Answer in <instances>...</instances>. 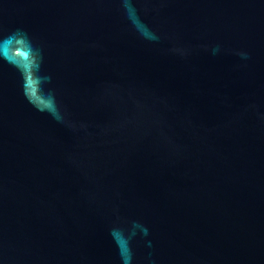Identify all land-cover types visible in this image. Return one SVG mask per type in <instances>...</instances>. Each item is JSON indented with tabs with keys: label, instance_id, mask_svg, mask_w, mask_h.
Listing matches in <instances>:
<instances>
[{
	"label": "water",
	"instance_id": "water-1",
	"mask_svg": "<svg viewBox=\"0 0 264 264\" xmlns=\"http://www.w3.org/2000/svg\"><path fill=\"white\" fill-rule=\"evenodd\" d=\"M0 264H264V0H0Z\"/></svg>",
	"mask_w": 264,
	"mask_h": 264
}]
</instances>
